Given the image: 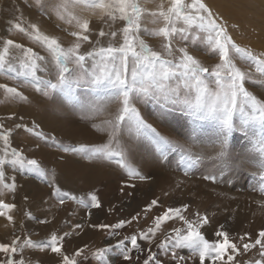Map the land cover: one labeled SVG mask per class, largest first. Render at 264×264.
<instances>
[{"label": "snow or ice", "instance_id": "1", "mask_svg": "<svg viewBox=\"0 0 264 264\" xmlns=\"http://www.w3.org/2000/svg\"><path fill=\"white\" fill-rule=\"evenodd\" d=\"M37 3H40V0H37ZM77 6L99 9L102 15L108 16L113 21L123 20L125 26L121 29L122 43L119 46L109 44L107 47L93 48L82 54L80 51L82 42L90 40L88 34L90 21L76 15L74 9ZM55 11L61 20L66 19L69 24L74 22L78 29L71 33L75 42L68 47H64L57 37L42 32L37 24L25 27L21 23H15L13 27L47 50L56 69V82L44 81L37 75L41 65L47 62L44 56L12 39L4 41L0 49V72L11 74L13 79L24 77L26 82L34 83L37 90H42L41 85H43L46 95L50 90L59 89L66 96L77 101L79 98L75 96L76 89L86 85L100 94L94 102H89L86 106L93 114L103 111L111 103H119L120 106L112 119L104 121L102 125H94L98 130L108 132L106 143L82 144L78 147L58 145L63 147L65 152L83 156L87 160L102 159L115 162L124 168L129 176L145 179L128 162L126 148L118 139L123 128L129 134L134 133L137 137L150 139L161 156H166L169 150L179 151L180 163L184 166L187 175L202 158L194 157L190 148L170 141L146 122L134 101L140 100L146 103L151 100L161 104V107H166L168 104L179 105L197 121H212L216 127L219 144L217 158L221 161H224L228 155L227 149L234 131L239 130L250 135L252 144L250 151L256 155L260 167L264 168V99L259 98L246 87L248 82L264 87V52L256 53L253 49L238 44L229 33L226 22L213 13L205 0H190V2L170 0L167 9L161 3L156 10L143 7L141 0H61V3L56 5ZM145 16L152 17V24L162 21L163 26L152 29L142 28V20ZM142 30L148 35L164 38L163 53L153 50L140 37ZM105 35L114 38L117 33H105L102 30L99 32L100 37ZM176 37L185 41L191 40L193 44H203L213 54L219 56V63L211 69L205 67L189 52L187 46L174 48L173 40ZM12 49H18L22 53L15 58L16 63L12 61ZM177 52L178 56H176ZM237 59L250 61L262 79L256 81L251 72L242 70L236 63ZM89 60L91 64L86 66ZM0 88L4 89L11 98L27 100V97L16 87L0 84ZM237 115H239V125L235 119ZM2 127L0 125V128ZM11 134V129L0 131V141L3 142V147L0 148L2 153L0 190L7 189L14 192L15 177H12L10 183L5 182V165L39 176H45L46 172L36 159H27L22 152L11 147ZM35 134L42 135L39 132ZM205 179L216 181L217 176L208 175ZM260 179L259 190L264 192V175ZM56 191L59 193L58 188ZM65 197L77 199L65 193L60 196L61 204L64 203ZM78 202L85 207L89 206L83 199ZM157 203L153 200L147 206V210ZM90 206L100 207V201L95 194L91 195ZM13 208H15L14 204L0 200V216H7L11 221L12 216L4 210ZM187 208L188 205L169 207L162 215L154 218L155 227L149 228L148 232L139 233V237L147 240L149 233L155 234L164 222L178 218L186 227L173 228L159 244L161 249L171 252L173 259L178 261H183L184 257H178L176 250L189 249L194 256L199 257L200 264H205L206 260L209 264H218V262L231 264L240 253V248L231 241L229 233L223 230L217 231L215 235L218 239L210 241L201 232V225L208 223V217L201 216L197 212L196 219L190 220L183 215ZM126 223L130 221L121 220L115 225L100 224L92 227L120 229ZM76 227L80 228L81 225L78 224ZM245 235L250 238V234ZM240 239L243 240L244 237ZM19 240L20 238L16 237L10 244L0 243V253L5 256V259H0V264H25L22 257L19 260L14 258L18 251L23 252L24 246L50 248L53 253L62 254L63 237H58L56 234L43 244L28 238L23 245H19ZM125 241H130L131 248L126 246ZM257 245L262 250L261 257H264V230L258 233L254 242L243 244V249L247 252ZM116 247L120 249L125 260H131V249H140L138 235L126 236L118 241ZM110 251V248L99 249L96 255L104 264H111L106 255ZM83 252L84 249L81 248L72 257L63 255V264H77L76 257L81 256ZM154 259L155 254L150 252L144 264H149V261ZM155 264H161V261L156 260ZM256 264H264V260H257Z\"/></svg>", "mask_w": 264, "mask_h": 264}, {"label": "rangeland", "instance_id": "2", "mask_svg": "<svg viewBox=\"0 0 264 264\" xmlns=\"http://www.w3.org/2000/svg\"><path fill=\"white\" fill-rule=\"evenodd\" d=\"M1 1H0V41L1 38H3V35H5V37H10L19 34L22 37H27V40L25 39L24 40L25 42L22 44L26 48L31 47L34 50L35 48L43 49L46 53L45 55L46 60L49 59V61H51V56L45 48H43L36 41L30 39L27 35L19 32L13 27L15 23H21L25 27H27L30 24H37V25L39 24L35 22L31 23V21L25 19L24 17L25 15L22 17L21 16L22 14L19 12H16L18 15H15L14 12L11 11L12 9L10 10L9 8H7L5 1L2 2ZM24 1L25 3L26 2L29 3L27 4L28 6H26L28 8L29 5L31 8L37 2V0H24ZM249 1L250 4L248 3V0L247 1L246 0H205V3L212 9L214 14H216L218 17H221L223 22H226L229 33L232 35L233 39L238 44H240L241 46L249 47L253 49L256 53H261L264 52V0L261 1L249 0ZM251 1H253L254 3ZM257 1L259 4H256ZM188 2H190V0H188ZM59 3H61V0L57 1V5ZM141 3L143 7H146L150 10H156L158 5H160L161 3H163L165 9H167L170 6V0H141ZM261 3L263 4L261 5ZM34 7H36V5ZM34 7L32 8V10L35 11V14L37 13V15H39L40 11L36 10L37 8L34 9ZM74 11L77 16L86 18L90 21V32L88 33L90 36V40L82 42L80 49L82 54L91 51L93 48L107 47L109 46V44H112L113 46H119V44L122 43L121 29L125 26V22L123 20L117 19L113 21L108 16L102 15L99 9L96 10L87 9L83 6H77L74 9ZM55 17H56L55 15L50 14V19H48L46 26L41 28L42 25H39V27L42 32L50 36L57 37L64 47H68L75 42V38L71 35V33L78 29L76 28L74 22L72 24H69L66 22V19L61 20L60 18H55ZM151 20L152 17L145 16L142 20V28L146 27L148 29H152L163 26L162 21L158 24H152ZM178 26H182V25H178ZM53 27L54 29H51ZM101 30L104 31L105 33L116 32L117 36L114 38L109 35L100 37L99 32ZM140 37L143 38L153 48V50L160 51L163 53L164 51L163 45L165 43L163 37L148 35L143 30L140 32ZM173 46L174 48L177 49L180 47L187 46L189 52L194 56H196L201 61V63L205 67H208L209 69L213 68L215 64L219 63V56L213 54L203 44L200 43L193 44L191 40L185 41L180 39L179 37H176L173 40ZM12 53L14 54L15 52H11V56L13 55ZM178 55L179 53L177 52L176 56ZM15 58L16 57L14 54L12 56V59ZM16 62L17 61H14V63ZM236 63L238 64L239 67L242 68V70L246 72H251L253 74V78L256 81H260L262 79L261 75L256 71L255 66L250 61H241L237 59ZM90 64H91V60L87 62L86 66H89ZM37 75L44 81H51L53 83L56 82L55 67L53 68V70L52 68H50L48 71L47 70L44 71L43 69H41L40 71H38ZM0 76H1L0 81L3 82L4 84H11L13 87H16L18 89L23 86H27L26 88L30 87L31 89L34 90L35 93H38L43 98H45L46 101H48L51 104H55L57 106V110H56L57 113H52L53 109H51L50 111V114L52 116V121L48 123L49 125L47 126V128L39 124L38 121H34L32 118H30L28 120L29 121L28 123L13 122L11 125H8V127H4L3 129V130L11 129L12 130L11 136L15 135L19 131L20 133L26 135L27 140L30 139V142L22 139L19 141V143H16V145L15 142L17 141H14L13 142L14 146L12 147L22 152L27 159H36L40 163V165L45 169L46 175L39 176L37 174L30 173L27 171L15 170L11 167V165H5L4 169L7 171L5 172V176H9L11 177V179L12 177L20 178L23 181L29 182V184L31 185H36L45 188L47 191L46 195L44 196V201L46 202V204L40 206L41 210L43 209V211H45L44 213L48 212V215L51 218L58 217V214H60L61 211L63 210H68L69 227L66 233L69 236L77 235L78 232L82 230L83 227H85L84 225L87 223V219H83L85 218L84 215L75 216L74 206L76 205L84 208L86 216L89 217L94 215L97 216V212L99 210L95 211V207L90 206L91 203H88L89 206L85 207L84 204L78 202L80 200L79 198L73 200L68 197H65L64 203L63 204L60 203V196L65 194L66 192L64 191L62 192V190L60 189H59V193H57L56 191L57 187L54 185L55 181L51 177H55V175L60 171L58 170L57 173L55 172L56 169L55 165L60 162L61 165H63L62 163L67 158L69 159L77 158L81 160L82 159L87 160V159H85L83 156L74 154L72 152H65L63 150V147H60L58 145L74 146V147H78L82 144L88 145L85 144V142H81V140L75 138L76 137L75 132L78 134L80 133L78 127L80 126L82 129L86 127L90 131L92 130L93 133L99 135L105 134L106 131H100L96 127H94V125H102L104 121L112 119L113 115L116 113L120 105L118 102L111 103L106 108H104L103 111L97 114H93L91 111L88 110L86 106L89 104V102H94L97 96L100 94L96 93L86 85H82L81 87L76 89L75 96L79 98V100L77 101L75 98H70L66 96L65 93L59 89L54 91L50 90L46 95L45 92L43 91L44 88L43 85H41L42 90H37L34 83L26 82L25 78L23 77H22L23 79L21 77L13 79L11 74L3 73V72H0ZM209 81L211 84V78H209ZM246 87H248V89L252 91L254 94H256L259 98L264 99V87L259 86V84H252L251 82L246 83ZM17 102H20V100H17ZM134 102H135V106L139 109L141 115L146 120V122L151 124L157 130L158 133H160L162 136L168 138L170 141L174 143H179L180 145L190 148L191 153L194 157L199 156L202 158L200 163L197 164L186 175L184 166L180 163L181 153L179 151L169 150L166 152V156H161V154L158 151H156V148L152 144L150 139H148L147 137H137L134 133L129 134L125 129L122 128L118 139L123 136V138L129 140L127 144L129 146L134 147V150L136 151L137 157L139 158L140 161L141 160L144 161L145 159L150 160L153 164L152 168L156 167L159 171L163 173L164 176H166L165 178L167 179L166 180L163 179V182L166 184L168 182H171V185L177 184V186H180L181 184L180 186L181 189L182 188L185 189L187 184H190L192 188L191 193H195L197 187H203L205 188L206 191L207 189L211 190L207 194L209 196H213L214 198L219 197L220 202H222L223 204L222 207L220 204L219 208H222L223 212L225 209L227 211H230L229 210L230 207L228 205L226 206V208L224 207L225 201H229L232 204H243L247 208V210L248 209L253 210L255 214H253L254 216L252 217L261 220L263 224V228H261L259 231L264 229V192H261L259 190L261 186L260 177L264 175V168L260 167L259 163L257 162L256 155L250 151V149L252 148V144L250 142L251 139L250 135H246L244 132L239 130L234 131L230 138L229 146L227 149L228 155L224 161H221L220 159L217 158V153L219 152V144L216 134V127L212 121H207V120L197 121L186 110H182L179 105L168 104L166 107H161V104L155 103L151 100L146 103L140 100H136ZM14 105L16 104H13V106ZM82 105H84L85 107H82ZM18 106L19 105H16V107ZM235 119L237 121V124L239 125V115H237ZM0 125H1V121H0ZM28 130H30L29 133H31V135L27 133ZM36 132L42 133V135L39 136L35 135ZM25 144L26 146H24ZM124 146L126 147L127 145ZM37 150L39 151L41 150L42 153L36 156L35 152ZM127 159L128 162L132 166H134L131 163L130 161L131 159L129 158L128 154H127ZM92 161H95L98 164L100 163L109 164L110 166L108 167L110 168V170L112 172L113 171L117 172L116 177L113 176L112 179L113 178L117 179L118 188L110 190V192L107 194L109 200L110 199L114 200L115 195L116 197L118 196L122 197L121 194L123 193H128L127 195H129V197H132V195L135 196L136 194L134 193L140 190L138 185L139 181L152 180V178H154V174H152V172L144 174L139 168L137 167L135 168V166L134 168L138 172L140 171L139 172L140 175L145 177V179H140L139 176L137 177L129 176L128 172L124 168L117 165L115 162L102 160V159H96ZM208 175L217 176V180L211 181L205 179V177ZM171 185L170 184L167 185L168 191H166L165 193H168L170 190H172V188H170ZM131 189L132 191L129 192ZM155 191H156L155 193L159 192V190L157 189H155ZM30 192L32 193V191ZM4 193L6 192L0 191V200L3 201L5 200ZM67 194L69 196H72L69 193ZM6 197L8 198L11 204L16 205L17 198L10 191H7ZM128 199H129L128 197L123 200L117 199L116 201H114V206L112 209L122 212L125 207V204H123V202H125ZM153 200H156V198H154L153 196L148 200L145 199V202H143L145 206L140 205L137 206L138 208H135L136 206L132 200L126 201L128 205L127 207H131L133 208V210L136 209L131 214V216H129L130 218L122 217L121 213H116L115 215L118 217L117 220L116 221L113 220L112 223H109L107 225H115L121 220L130 221V223L137 220V218H140L141 220V214H145V218H146L147 215L152 210V208L150 210H147V206ZM146 201L147 204H145ZM156 201L158 203L157 206L156 205L154 206V208L155 207L160 208L163 205L162 200H160L159 198ZM178 202H179V197L173 198L171 201V203L174 205H177ZM70 203L73 205L71 206L69 205V207H67V204ZM184 205H188V204H184ZM212 205H216V203H213ZM188 209L189 207L187 208V210ZM4 211L7 212L8 215L12 216L13 219L9 221L7 216H0V243L10 244L12 240H14L16 237L20 238L19 245H23V242L28 238H31L33 241L39 242L40 244H43L44 242L50 240L51 237L38 239L40 237L39 233L35 230H30L29 227L26 226L25 222L23 221L24 217L21 216V213L18 209L16 208H13L11 210L6 209ZM162 211L164 212L165 209L160 208V211H158L159 212L158 215H162L163 214ZM260 213H262V215H260ZM204 215L209 217V211L206 210L203 212V214H201V216ZM32 216L33 215L29 214V218L31 217L30 218L31 222H35L36 224L45 221L43 218H40L36 215H34L33 217ZM133 217H136V219H133ZM254 218L251 219L252 223L255 220ZM175 219L178 218H174L173 220L164 222L163 223L164 225L162 224L160 230L157 231L162 235H160L158 239H156V241H152V242H150L148 239L146 241L143 238H140L139 233L144 231H140L141 229L139 230L137 227H134V231L132 230L128 234L125 228L129 227V223H126L124 227L120 229H114V228L102 229L101 237L100 240L97 241V245L94 246V248L92 247L90 251L88 250L85 254L82 255V257L85 258L84 259L85 262L83 261V258H79L77 260V264H82L83 262L84 264L87 262L88 264L91 263L104 264V262L101 259H99L96 255L99 249H104V248L111 249V251L106 254L111 264H115V262L119 260L121 261L124 260L120 249L116 246L118 244V241L124 239L126 236L130 237L131 235L134 234L138 235V243L140 245V249L139 250L131 249L130 254L132 259L130 261L137 260L139 261L138 264H144V261L148 259V256L151 252L155 254V259L149 261V264H155L156 260L161 261V264H177L179 261L173 259L171 252H165L164 249H161L159 247V244L164 240L165 236L173 228L186 227L183 224L173 228L166 227V229H163V231H161L163 226H166L170 222H173ZM229 222L230 219L225 220L226 224H229ZM78 224L81 225L80 228L76 227V225ZM152 224L154 225V220ZM72 225H74V227L71 228ZM148 230L149 229L147 228L146 231ZM125 243L128 248H131L130 241H125ZM149 245L150 247L152 246V249L150 250L148 249ZM38 248H42V247L24 246L23 252L18 251L15 254L14 258L16 260H19L21 259V257L24 258L29 252L32 255L36 251L35 249ZM45 249L46 250L48 249L47 250L48 254L52 252L50 248H45ZM258 249L260 250V247H258ZM176 252L178 257L194 256L191 250L189 249H177ZM194 257L195 258L192 261L193 264H198L199 258H196L197 256ZM0 259H5L3 253H0ZM57 262H55L54 264H63V258ZM26 264H41V263L28 262ZM126 264H132V263L131 262L129 263V261H127ZM205 264H209V262L206 260ZM231 264H243V263L239 260H234Z\"/></svg>", "mask_w": 264, "mask_h": 264}, {"label": "bare ground", "instance_id": "3", "mask_svg": "<svg viewBox=\"0 0 264 264\" xmlns=\"http://www.w3.org/2000/svg\"><path fill=\"white\" fill-rule=\"evenodd\" d=\"M2 1H5L7 8H9L10 10L12 9L11 11L14 12L15 15H18L16 12H19L22 14L21 15L22 17L25 15L24 16L25 19L28 21H31V23L35 22V23H38L39 25H42L41 28L46 26L48 19H50V14L55 15L56 16L55 18H59L55 11L57 1L59 0H40V3L36 2L33 5V7L36 5L34 9L37 8L36 10L40 11L39 15H37V13L35 14V11L32 10L33 7L30 8V5H29V8L26 7L28 6L27 4L29 3L27 2L25 3L24 0L23 1L22 0H2ZM249 2L250 1L248 0V3ZM256 4H259L258 1ZM262 4L263 3H261V5ZM51 29H54V27ZM8 39H12V40L15 39L14 40L15 42L22 44L25 42L24 41L25 39L27 40V37H22L19 34L15 36H10V37H5V35H3V38H1V41H0V49H2L4 41ZM35 51L38 52L41 56H44L46 58L45 56L46 53L43 49L35 48ZM11 52H15L14 53L15 57H19L22 55V53L18 49H12ZM12 61L14 63L16 59H12ZM46 61H47L46 63L41 65V69H43L44 71L46 69L48 71L50 68H52L53 70L54 66L51 63V61H49V59H47ZM2 80H5V79H2ZM0 84H4V83L1 82ZM7 85L10 87H13L11 84H7ZM26 87L27 86H23L18 89L20 92H22L27 97L26 101H20V102H17L18 99L14 100V98L9 97L5 93L4 89L0 88V121H1V125L3 126L2 128H0V130H3L4 127H8V125H11L13 122L14 123H18V122L28 123L29 122L28 120L30 118H32L34 121H38L39 124L47 128V126L49 125L48 123L52 121V116L50 114L51 109H53L52 113H57L56 112L57 106L55 104L49 103L41 95H39L38 93H35L33 89H31L30 87L29 88H26ZM13 104H16L19 106L16 107V105L13 106ZM78 129L80 130V133L78 134L75 132L76 134L75 138L78 140H81V142H85V144L100 145V144L106 143L108 140L107 131L105 134L99 135V134L93 133L92 130L90 131L86 127L82 129L79 126ZM29 131L30 130H28L27 133H29ZM29 134L31 135V133ZM22 139L27 140L26 135L20 133L19 131L15 135L10 136L11 147L14 146L13 144L14 141H17L15 142V145H16V143H19V141ZM119 140L121 141L122 144L128 146V147L127 146L125 147L126 153L128 154L129 158L131 159L130 161L135 166V168L136 167L139 168L144 174L149 173V172H152V174H154V178H152V180H143V181L138 182L140 190L134 193L136 194L135 196L132 195V197H129V195H127L128 193H123L121 194L122 197H119V196L116 197L115 195L114 200L112 199L109 200L107 194L110 192V190L118 188L117 179H114V178L112 179L113 176L116 177L117 172L116 171L112 172L110 168L108 167L110 166L109 164H104V163L98 164L92 160L67 158L62 163L63 165H61V162L55 165L56 167L55 172L57 173L58 170L60 172H58L55 175V177H51V178L55 181L54 185L58 189L62 190V192L64 191L66 193H69L70 195L75 196L76 198L83 199L85 204L91 203L92 194H95L100 201V207L95 208V211L99 210L97 212V216L95 215L91 217L86 216L84 208H82L81 206L80 207L76 205L74 206L75 216L84 215L85 218L83 219H87V223L84 225L85 227H83L82 230H80L77 235L64 236V234L68 231V227H69L68 226V221H69V218H68L69 211L68 210H63L61 211L60 214H58V217H52V218L48 215V212L44 213L45 211H43V209L41 210L40 206H43V204H46V202L44 201V196L46 195V192H47L45 188L39 187L36 185H31L27 181H23L20 178H15L16 189L14 192L12 191L10 192L17 198V203L16 205L15 204L14 205H15V208L20 211L21 216L24 217L22 218L26 226L29 227L30 230H35L39 233L40 237L38 239H44L46 237L50 238L53 234H56L58 237H63L62 254L53 253V252L48 254L47 253L48 249L46 250L45 247L38 248V249H35L36 251L34 252V254L31 255V253L29 252L23 258L25 264L28 262H40L41 264H54L55 262L60 261L63 258V255H68L69 257L74 256V254L81 248L84 249L83 254H85L88 250L90 251L92 247L94 248V246L97 245V241L100 240V237H101L102 228L92 227L93 225L109 224V223H112L113 220L116 221L118 218L115 215L116 213H121L122 217L128 218L129 216H131V214L136 209L133 210V208L127 207L128 205L126 201L132 200L136 206L135 208H138L137 206L144 205L143 202H145V199L148 200L152 198V196L156 198V200L159 198L160 200H162L163 205L160 208H164L165 210L169 207H181L184 204H188L189 209L183 212V215H185L186 218L190 220L196 219L195 214L197 212H199L201 215L203 214L204 211L208 210L209 211L208 223L201 225V232L206 236L207 239H209L210 241H214L218 239L215 235L217 231H221V230L227 231L229 233V238L231 239V241L236 243L237 247L240 248V253L236 255L235 260H239L243 264H246V263L256 264L257 260H264V257H261L260 255V252L262 250L258 249V247H260L259 245H257L256 248H252L247 252H245L243 249V244L249 243L250 241L254 242L258 236V233L260 232L259 230L263 228V224L261 220H258L257 218L252 217L254 216L253 214H255L253 210H250V209L247 210V208L243 204H232L229 201H225L224 207L226 208V206L228 205L230 207L229 209L230 211H227L225 209L223 212L222 208H219L220 204H221V207L223 206L222 202H220L219 200V197L214 198L213 196H209L207 194L211 191L209 189H207L206 191L205 188L203 187H197L196 188L197 190H195L194 188L195 193H191L192 188L190 184H187L185 189L183 188L181 189L180 188L181 184L180 186H177V184L171 185V182H168L167 184L164 183L163 179L166 180L167 179L165 178L166 176H164L163 173L159 171L156 167L152 168L153 164L150 160L145 159L144 161L142 160L140 161L139 158L137 157L134 147L129 146L127 144L129 140L123 138V136L119 138ZM27 141L30 142V139H28ZM24 146H26V144ZM2 147H3V142L0 141V148ZM41 153H42L41 150L40 151L37 150L35 152L36 156ZM0 155H2V153H0ZM4 171L7 172L5 169ZM5 177H6L5 182L10 183L12 180L11 177L9 176H5ZM169 184L171 185L170 188H172V190H170L168 193H165L166 191H168L167 185ZM155 189L159 190V192L155 193L156 192ZM6 190L7 189H3L0 191L7 193V191L9 190L7 191ZM30 191H32V193ZM131 191L132 189L129 192ZM6 193H4V199H5L4 201L6 203H10L8 198L6 197ZM127 197L129 199L123 202V204H125V207L122 212L112 209L114 206V201H116L117 199L123 200ZM176 197L177 198L179 197V202L177 205H174L171 203V201L173 198H176ZM213 203H216V205H212ZM145 204H147V201ZM69 205L71 206L73 204L71 203L67 204V207H69ZM160 208H157V207L154 208L153 206L151 212L147 215L146 218H145V214H141V220L140 218H137V220L129 223V227L125 228L127 233L129 234L132 230L134 231V227H137L139 230L141 229L140 231H144V232H148L146 231L147 228L148 229L152 227L154 228L155 225H153L152 223H153L154 218L159 214L158 211H160ZM29 214L33 216L36 215L40 218H43L45 221L39 224H36L35 222H31V219H30L31 217L29 218ZM260 215H262V213H260ZM252 218L255 219L253 223L251 222ZM226 219L227 220L230 219L229 224L225 223ZM179 225H183V222L179 219H175L173 222H170L166 226H163L161 231H163V229H166V227L173 228ZM72 227H74V225H72L71 228ZM246 233L250 234V238L249 236L245 235ZM160 235L162 234L158 232H155V234L151 233L149 234L148 240L150 242L156 241V239H158ZM241 237H244V239L241 240L240 239ZM2 241H5V240H2ZM148 249L149 250L152 249V246L150 247L149 245ZM82 255L76 257V259L78 260L79 258H83ZM194 258H195L194 256H184V260L179 261L177 264H193L192 261ZM196 258H199V257L197 256ZM84 259L85 258H83V261ZM120 261L121 260L116 261L115 264H126L127 261H129V263L131 262L132 264L139 263V261L137 260L130 261V260L124 259L121 262ZM84 262L82 264H84ZM85 264H88V262ZM198 264H200V261Z\"/></svg>", "mask_w": 264, "mask_h": 264}]
</instances>
